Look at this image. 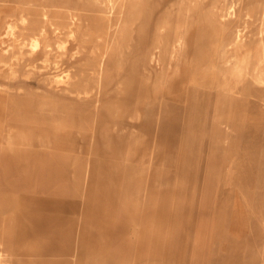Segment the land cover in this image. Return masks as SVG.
<instances>
[{"label": "rangeland", "instance_id": "1", "mask_svg": "<svg viewBox=\"0 0 264 264\" xmlns=\"http://www.w3.org/2000/svg\"><path fill=\"white\" fill-rule=\"evenodd\" d=\"M88 1L0 0V264H264V0Z\"/></svg>", "mask_w": 264, "mask_h": 264}, {"label": "bare ground", "instance_id": "2", "mask_svg": "<svg viewBox=\"0 0 264 264\" xmlns=\"http://www.w3.org/2000/svg\"><path fill=\"white\" fill-rule=\"evenodd\" d=\"M107 2V3H110L111 2V0H98V4H99V2L101 3V2ZM237 1V0H236ZM241 2H242V0H240ZM77 2H78V4H77V6H75L74 8H71V9H69V10H84V9H86L87 7H92V5H93V3L94 2H92V1H88V0H77ZM157 2V1H156ZM240 2V3H241ZM157 3H159V2H157ZM156 3V4H157ZM234 3V2H233ZM235 5V4H234ZM240 6H241V4L239 5V7H237V4H236V7H237V9L238 8H240ZM234 7V6H233ZM107 8H108V6H107ZM156 9V8H155ZM173 9V8H172ZM235 9V8H234ZM230 11H231V8L229 9ZM239 10V9H238ZM237 10V11H238ZM233 11H236V10H233ZM229 12V11H228ZM71 13V12H70ZM172 13V12H171ZM234 13H238V12H234ZM172 15V14H171ZM71 16V15H70ZM169 16H170V14H169ZM234 16H235V18H236V14H234ZM239 16H240V13H239ZM238 16V17H239ZM167 17H168V15H167ZM220 17V16H219ZM72 18V17H71ZM86 18V17H85ZM221 18V17H220ZM227 18H229V16L227 17ZM74 19V18H73ZM233 19V18H232ZM166 20V19H165ZM223 20H224V18H223ZM222 20V21H223ZM229 20V19H228ZM236 20H237V18H236ZM79 21V20H78ZM77 21V22H78ZM167 21V20H166ZM232 21L233 22H235L234 21V19L233 20H231L230 22L232 23ZM237 21H239V20H237ZM49 23V22H48ZM147 23V22H146ZM47 24V23H46ZM229 24V23H228ZM237 24V23H236ZM51 25V24H50ZM53 25V24H52ZM51 25V26H52ZM144 25V24H143ZM231 24H229V26H230ZM233 25V24H232ZM55 26V25H54ZM236 26H238V25H236ZM232 27H234V26H232ZM165 29V28H164ZM230 29H231V27H230ZM5 31V30H4ZM57 31V30H56ZM228 31V30H227ZM234 31H235V29H234ZM6 32V31H5ZM13 32V31H12ZM47 33H49V32H47ZM226 35H227V33H225ZM5 37V36H4ZM224 37H226V36H223V38ZM3 39V38H2ZM182 39V38H181ZM221 39H222V37H221ZM180 40V39H179ZM231 40V39H230ZM35 41H37V40H34V43H35ZM159 42V41H158ZM178 42V41H177ZM177 44V43H176ZM181 43L179 42V45H180ZM32 45V44H31ZM66 45V44H65ZM36 46H38L37 44H36ZM231 47V46H230ZM232 48V47H231ZM230 48V49H231ZM262 48H263V46H262ZM63 49V48H62ZM229 48H227V50H230ZM234 50V49H233ZM263 50V49H262ZM234 52V51H233ZM51 53V52H50ZM53 54V53H52ZM231 54H232V52H231ZM229 55V54H228ZM227 57V56H226ZM261 58V57H260ZM261 62V61H260ZM55 66V65H54ZM173 66V65H172ZM58 68V67H57ZM50 69V68H49ZM55 70H56V68H55ZM58 71V70H57ZM10 72V71H9ZM67 71H61V72H58L54 77H52L53 78V81L56 83V84H58V83H62L64 80H66V78L68 77V73H66ZM70 72V71H69ZM94 72V75L98 78V76H100V70H95V71H93ZM171 74V73H170ZM168 76V75H167ZM101 78H102V76H101ZM89 79V78H88ZM100 79V78H99ZM49 80V79H48ZM95 82V81H94ZM151 82V81H150ZM225 84H227V83H225ZM96 85V84H95ZM79 86V85H78ZM57 87V86H56ZM85 87H87V86H85ZM78 88H80V87H78ZM154 88V87H153ZM222 89V88H221ZM83 90V89H82ZM54 91V94H48V95H45L44 97L45 98H47V99H49V100H53V101H55L56 99L57 100H59L58 99V95H60V94H62V95H65V93H66V89L65 88H63V89H61V90H59V89H55V90H53ZM74 91V90H73ZM72 91V92H73ZM77 92V91H76ZM75 92V93H76ZM79 98V97H78ZM179 98V97H178ZM177 98V99H178ZM32 106V105H31ZM104 114V113H103ZM41 115V114H40ZM51 115V114H50ZM49 115V116H50ZM54 116V115H53ZM60 117V116H59ZM130 118V117H129ZM35 119H38V118H35ZM56 119H59V118H56ZM61 119V118H60ZM45 120V119H44ZM54 120H55V118H54ZM62 120V119H61ZM34 121V120H33ZM35 122V121H34ZM38 123V122H37ZM5 125V124H4ZM114 127V126H113ZM127 128H129V127H127ZM103 132V131H102ZM124 132V131H123ZM106 134V133H105ZM130 135V134H129ZM51 138V137H50ZM97 141V140H96ZM109 141V140H108ZM137 144V143H136ZM108 145V144H107ZM26 146V145H25ZM96 146V145H95ZM117 149V148H116ZM115 151V150H114ZM123 152V151H122ZM127 152V151H126ZM124 154V153H123ZM128 154V153H127ZM126 154V155H127ZM125 155V154H124ZM117 156V155H116ZM121 158V157H120ZM142 159V158H141ZM122 160V159H121ZM120 160V161H121ZM126 160V159H125ZM120 161H118V162H120ZM124 161V160H123ZM117 162V163H118ZM127 162V161H126ZM123 163V162H122ZM124 164H126V163H124ZM126 166V165H125ZM121 170V169H120ZM145 171H147V170H145ZM115 172H118L117 170H115ZM123 173V172H122ZM115 184V183H114ZM111 185V184H110ZM113 185V184H112ZM163 187V186H162ZM257 258V257H256Z\"/></svg>", "mask_w": 264, "mask_h": 264}]
</instances>
